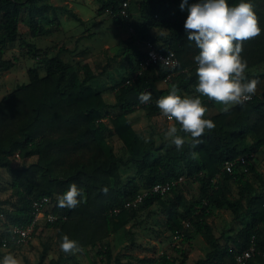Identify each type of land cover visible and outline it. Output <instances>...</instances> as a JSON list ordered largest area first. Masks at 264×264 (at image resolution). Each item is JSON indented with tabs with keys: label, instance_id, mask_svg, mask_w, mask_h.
<instances>
[{
	"label": "trees",
	"instance_id": "16d2710c",
	"mask_svg": "<svg viewBox=\"0 0 264 264\" xmlns=\"http://www.w3.org/2000/svg\"><path fill=\"white\" fill-rule=\"evenodd\" d=\"M99 14L106 9L116 10L129 2V18L110 16L121 26L133 29V36L146 45L151 41L162 51H174L179 59L169 87L179 88L180 95H198L194 57L199 54L195 43L187 40L184 22L187 10H181L182 0H96ZM198 0H188L189 4ZM230 7L240 0H227ZM262 29L259 37L243 42L242 57L247 60L248 80L259 84L252 98L241 106H230L210 113L215 101L201 97L207 109L205 118L215 128L201 137L202 143L192 148L186 143L177 151L170 140L146 137L132 126L128 115L144 109L149 118L161 114L156 100L166 96L159 90L171 70L159 65L137 76L145 51L127 50L128 76L116 85V101L111 104L96 88L98 73L89 62L70 64L59 53L39 48L29 42L20 30L23 16L28 19L32 38L48 33L45 22L48 13L57 8L49 0H0V73L15 66V59H7L11 46L20 43L37 65L28 70L29 82L18 86L0 99V170L11 179L0 192L10 191L0 200V261L6 255L2 239H10L14 225H26L33 220V203L42 197L51 199L52 210L65 215L66 220L43 226L55 231L57 257L49 264H65L77 256L93 252L94 264H124L114 251V240L130 224L140 225L143 212L165 215V230L170 237L179 234L172 246L148 264H176L181 245L199 234L208 245L206 254L196 264H236L235 255L250 246L254 238L256 252L249 264H264V172L255 160L237 165L233 171L224 170L227 161L259 152L264 143V131L258 121H264V0H251ZM77 21L82 20L69 11ZM165 31L162 41L153 31ZM151 92V101L141 104V93ZM174 123H176L174 121ZM179 128V124L176 123ZM185 135L184 133H180ZM121 143L116 150L112 137ZM147 141V142H146ZM196 156L193 157L192 153ZM19 159L16 166L14 160ZM246 169V170H245ZM184 177V182L168 195H150L138 208H124L142 190L157 183ZM75 182L82 189L80 205L75 209L58 206V195ZM196 186L191 194L190 186ZM104 189H107L105 192ZM120 208L118 213L114 210ZM228 210L240 227L226 236L217 234L210 222L215 210ZM146 216V217H147ZM189 223V227L186 226ZM67 235L79 242L82 251L73 255L61 252V237ZM174 239V238H173ZM9 240L8 248L18 249ZM44 244L37 264H44L51 249ZM127 264H146L145 260Z\"/></svg>",
	"mask_w": 264,
	"mask_h": 264
},
{
	"label": "rangeland",
	"instance_id": "374dc122",
	"mask_svg": "<svg viewBox=\"0 0 264 264\" xmlns=\"http://www.w3.org/2000/svg\"><path fill=\"white\" fill-rule=\"evenodd\" d=\"M131 1V0H129ZM133 1V0H132ZM57 8L56 12L51 10L48 13L50 21L45 22L48 33L32 38L29 32L27 16H23L20 30L24 37L39 48L51 50L50 56L59 53L61 48L68 51L62 53V57L70 64L78 61L89 62L98 73L95 82L96 88L102 90L104 97L108 99L111 95V86L121 80L124 76L122 70L127 65L125 60L128 56L127 50H133L137 43L134 40L133 32L129 26L116 24L113 18L107 14H99L100 4L96 0H49ZM69 11L77 15L82 22L75 20ZM27 47L15 43L8 51L6 58L15 59V66L8 72L0 73V99L18 86L29 82L28 70L37 65L34 57L27 54ZM79 57V58H76ZM118 72V73H117ZM171 122L161 120L157 122V130H162ZM173 123V122H172ZM119 147V143L116 144ZM118 149V148H117ZM262 157L264 149L259 151ZM14 164L20 165V160L15 159ZM11 176L4 170H0V190L8 184ZM191 194H195L196 186H190ZM10 191L0 192V200H5ZM146 212H143L140 225L130 224L118 236L113 237L114 251L120 254L121 260L127 264L129 260L137 262L156 259L164 249L159 247V242L166 239L169 233L165 232L161 223L164 216L153 214L148 220ZM230 213H220L214 219L217 234L220 235L225 225L230 226ZM158 230L161 231L160 236ZM162 235V236H161ZM197 238H200L199 236ZM198 240V239H197ZM51 244L48 258L44 264H49L51 258L57 257V246L55 231L41 226L31 241L18 249L7 248L5 254L15 256L20 264H37L45 243ZM200 253L197 251L195 255ZM5 255V256H6ZM180 260L184 257L177 255ZM198 256L191 257L187 264H196ZM189 259V258H188ZM65 264H94L93 252H86L77 256V260Z\"/></svg>",
	"mask_w": 264,
	"mask_h": 264
},
{
	"label": "clouds",
	"instance_id": "9594fccd",
	"mask_svg": "<svg viewBox=\"0 0 264 264\" xmlns=\"http://www.w3.org/2000/svg\"><path fill=\"white\" fill-rule=\"evenodd\" d=\"M180 8L188 13L184 22L187 40L199 49V54L194 57L197 65L194 91L198 95L182 96L173 84L168 95L156 100L162 116L179 124L178 128L176 123H170L164 133L165 139L170 140L177 151H182L186 143L196 148L203 142L201 137L206 131L210 132L216 126L211 119L205 118L207 109L202 105L201 97L222 104L227 113L230 106L242 107L256 93L259 81L248 80L247 60L242 57V52L243 42L259 37L262 32L251 0H240L234 7H230L227 0H198L192 4L182 0ZM163 63L166 65L167 60ZM151 98V92L141 93L138 97L141 104L149 103ZM81 196L82 189L73 182L66 192L58 195V206L75 209L80 205ZM59 247L68 255L82 251L79 242L67 235L61 237ZM0 264L20 262L8 254Z\"/></svg>",
	"mask_w": 264,
	"mask_h": 264
},
{
	"label": "built area",
	"instance_id": "2783aa9c",
	"mask_svg": "<svg viewBox=\"0 0 264 264\" xmlns=\"http://www.w3.org/2000/svg\"><path fill=\"white\" fill-rule=\"evenodd\" d=\"M129 2L124 1L121 6H119L116 10L108 8L106 9V13L110 16H122L124 18H129L128 12ZM133 32V29L130 28ZM164 60H167V64L163 63ZM179 59L177 54L174 51H162L159 49L157 44L154 42L148 41L145 45V56L141 61V68L137 71L136 75H141L145 70L153 66H163L169 70L170 73L163 78V83L167 85V94L169 93L170 87L169 83L172 81L173 76L176 74V69L179 66ZM252 98V97H251ZM249 101V100H248ZM166 118V117H165ZM167 119V118H166ZM168 120V119H167ZM169 121V120H168ZM264 149V143L260 146V150ZM258 155V152H253L250 155H243L238 157L235 160L227 161L225 163L224 170L227 172H232L234 167L237 165H247L249 159L255 160ZM246 170V169H245ZM184 177L180 176L175 179H171L167 182L157 183L150 187L149 189L142 190L139 192L135 198L131 201H128L124 204V208H138L144 200L150 195L156 194L161 196L168 195L174 188L180 186L184 182ZM51 199L49 197H42L38 200H35L33 203V220L31 223L26 225H14L10 229V239L3 238L1 248L6 250L9 245V240L15 242L17 245H26L28 244L34 236V232L37 224L44 220L48 223H54L57 221L66 220L67 217L65 215L56 214L52 210ZM120 208L114 210V213H118ZM0 217L4 218L3 213H0ZM51 218V219H50ZM186 226L189 227V223H186ZM174 240H179L180 235L177 234L174 237ZM256 252V244L254 238L252 239L250 246L239 252L235 255L236 264H249L250 260L254 256ZM163 253V252H162ZM161 253V254H162Z\"/></svg>",
	"mask_w": 264,
	"mask_h": 264
},
{
	"label": "crops",
	"instance_id": "0c3cea01",
	"mask_svg": "<svg viewBox=\"0 0 264 264\" xmlns=\"http://www.w3.org/2000/svg\"><path fill=\"white\" fill-rule=\"evenodd\" d=\"M164 34H165V31H157L156 30V31L152 32V35L154 37H157L159 43L162 41L161 38H162V36ZM134 40L137 43V46L135 48H137L140 51L141 50L145 51L144 43L141 42L139 40V38H136V37H134ZM76 58H79V57H76ZM122 72L124 73L123 74L124 76L121 78V80L111 86V92H112L111 95H109L108 99H106L104 97L108 103L113 104L116 101V98H115V90H116V88L115 87H116V85L118 83H120L124 78H126L128 76V69L126 68V66L123 68ZM158 89L159 90H167V85L165 83H163V81L159 82L158 83ZM103 95H104V93H103ZM223 107L224 106L222 104L216 102L215 103V107L211 108L209 110V112L210 113H216V112L222 110ZM128 118H129L130 122L132 123V126L134 127V129H136L137 131L143 133L146 137H148L150 135H153L157 139L158 143L160 142L161 138L165 139L164 133H165L167 127L163 128L162 130H159V129L157 130V126H155L157 124V122H161V120H165L166 122H171V123L173 122L174 123V121H168L164 116H162V114H158V115L153 116L152 118H149L147 116L146 111L144 109H138L137 111L129 114ZM258 123L261 126L262 130L264 131V121H258ZM112 141L114 143V146H115L116 150H118L117 148H119L120 145H121V143L119 142L118 138L114 136V137H112ZM117 143H119V147H116ZM260 156L261 155L258 152V155H257V157L255 159V162L258 165L259 169L262 172H264V155L262 157H260ZM225 212L226 213H230L228 210H225V209L215 210L213 216L210 218V222H212L214 224V219L217 216H219L220 213H225ZM146 216H147V214H146ZM163 216H164V218L162 220H160V221H162L161 223L164 225L163 227L165 228V220H166V218H165V215H163ZM230 216H231L230 226L225 225V227L221 231V233L222 232L225 233L226 236L234 233V231H236L240 227L239 222H237V221H235L233 219L231 213H230ZM150 217L147 216L146 219L148 220V218H150ZM214 226H215V224H214ZM158 232H159L158 236H160L161 231L158 230ZM165 232H167V231H165ZM198 236L200 238H197ZM176 243L177 242L172 237H170V236L168 237V235H167L166 239H163L162 242L160 240L159 247L164 249L162 252L167 251L169 253H172L173 252L172 246L175 245ZM181 247H182V249H181L182 252L180 253V256L182 255L184 257V259L180 260V264H187L186 261L190 260L191 257H193V256H198L196 258V260H197L198 258L204 256L206 254V252L208 251L207 243L205 242L203 237L201 235H199V234H193V238L189 242L182 244ZM197 251H199L200 253L195 255V253H197ZM177 255H179V254L175 255L176 258H177L176 264H178V262H179L178 261L179 258L177 257ZM196 260H195V263H196Z\"/></svg>",
	"mask_w": 264,
	"mask_h": 264
}]
</instances>
